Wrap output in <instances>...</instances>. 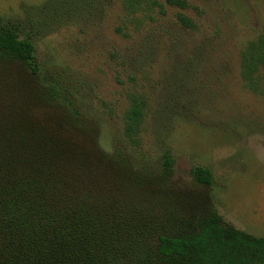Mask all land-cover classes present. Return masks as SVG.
Instances as JSON below:
<instances>
[{"label":"trees","instance_id":"1","mask_svg":"<svg viewBox=\"0 0 264 264\" xmlns=\"http://www.w3.org/2000/svg\"><path fill=\"white\" fill-rule=\"evenodd\" d=\"M107 1L43 0L19 18L0 15V264H264V238L223 225L210 169L193 166L187 187L175 183L164 143L155 160L107 152L74 91L37 58L34 41L99 23ZM152 3L160 14L189 6ZM239 67L247 90L264 95V33ZM129 104L123 137L137 146L147 102L132 94Z\"/></svg>","mask_w":264,"mask_h":264},{"label":"rangeland","instance_id":"2","mask_svg":"<svg viewBox=\"0 0 264 264\" xmlns=\"http://www.w3.org/2000/svg\"><path fill=\"white\" fill-rule=\"evenodd\" d=\"M42 1L0 0V15L19 18ZM123 1L108 0L97 24L38 38L37 58L74 91L104 150L155 160L164 143L177 185L207 167L223 225L264 238V95L247 90L239 67L243 47L264 33V0H186L187 9L163 5V14L152 3L163 0L131 10ZM177 13L195 28L181 27ZM132 94L147 102L137 146L123 137Z\"/></svg>","mask_w":264,"mask_h":264}]
</instances>
